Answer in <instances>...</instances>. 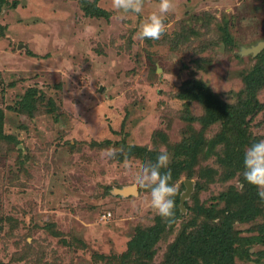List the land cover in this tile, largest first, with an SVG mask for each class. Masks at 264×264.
I'll return each instance as SVG.
<instances>
[{"label":"rangeland","instance_id":"1","mask_svg":"<svg viewBox=\"0 0 264 264\" xmlns=\"http://www.w3.org/2000/svg\"><path fill=\"white\" fill-rule=\"evenodd\" d=\"M93 2L21 0L0 14V264H134L130 241L158 223L164 228L150 264H164L184 229L219 222L226 204L218 196L241 189L217 158L223 126H204L202 103L180 93L195 79L224 102H237L243 75L264 51L244 52L264 41V0H173L159 40L137 36L159 0H145L142 13L123 19L112 0H98L106 17L87 16ZM34 89L30 115L19 107ZM259 99L263 108L250 120L258 141L264 87ZM199 137L205 145L191 162L187 148ZM104 149L116 155L103 157ZM162 149L169 169L190 161L171 180L182 214L174 225L151 207L150 189L118 192L136 185L134 174ZM197 206L217 211L208 217ZM263 224L264 214L233 228L243 239L258 236ZM263 252L264 243L244 242L236 264H264Z\"/></svg>","mask_w":264,"mask_h":264},{"label":"trees","instance_id":"2","mask_svg":"<svg viewBox=\"0 0 264 264\" xmlns=\"http://www.w3.org/2000/svg\"><path fill=\"white\" fill-rule=\"evenodd\" d=\"M21 4V0H0V14L6 6L16 9ZM84 12L87 16L106 17L108 12L98 7V0H94L91 6H86ZM5 26L0 23V37L4 35ZM259 61L244 76V89L241 97L237 102L228 104L221 100L216 93H213L208 85L201 80H191L183 87L184 92L181 96L187 100H198L205 108V115L201 118L204 126L208 127L214 123L220 122L223 126L225 147L218 154V160L224 167L226 178L239 177L241 189L230 187L222 192L218 198L225 201L226 208L222 211L219 222L215 219L203 221L194 231H182L178 243L171 245L170 251L166 258L167 263L164 264H236V256L240 255L241 244L264 243V224L260 226V234L255 237H244L240 239L235 234L233 223L237 221L248 222L255 219L258 215L264 214V200L258 196L256 187L249 185L243 178V156L245 150L255 142L257 137L252 136L250 132V120L258 114L263 104L259 99V94L264 87V51L258 56ZM1 78V75H0ZM37 90L34 89L29 93L28 98L23 104H20L21 110H27L28 114L33 115L35 108V98ZM52 111V110H51ZM4 114L0 109V135L3 136ZM218 140H213V144H217ZM205 145L204 137L196 140L190 139L191 150L190 160L197 157L199 147ZM156 154L150 153L151 163H155ZM188 160L176 161L172 165V180L177 179L180 173L187 168ZM190 163V161H188ZM209 172V171H208ZM217 171L210 170V178L213 180ZM171 183V182H170ZM179 194L176 193L173 198L176 203V220L174 225L182 218L180 212ZM199 213H205L208 217H212L217 209L202 210L197 206ZM162 223H158L156 227L143 229L134 237L129 244V254L136 256L132 263L134 264H150L156 251L153 248L161 237L163 232ZM188 228V227H187ZM240 240L241 243L239 242ZM239 242V243H238ZM238 243V244H236ZM240 246V247H239ZM133 250V251H132ZM249 254V252H248ZM264 256V252L262 253ZM200 259H204L202 262Z\"/></svg>","mask_w":264,"mask_h":264},{"label":"clouds","instance_id":"3","mask_svg":"<svg viewBox=\"0 0 264 264\" xmlns=\"http://www.w3.org/2000/svg\"><path fill=\"white\" fill-rule=\"evenodd\" d=\"M112 6L116 9L121 19L129 13H142L145 0H112ZM158 12L151 13L140 25L137 33L139 39L159 40L166 32L164 17L173 11V0H159ZM87 31V29H86ZM101 155L113 158L115 149H104ZM170 154L162 149L156 157L155 163L144 164L135 174L134 181L138 188L150 189V205L168 223L176 220V203L173 199L177 193L175 184L170 183L172 173L169 169ZM243 178L251 186L258 190V196L264 200V140L250 145L243 156ZM243 185H241L242 187Z\"/></svg>","mask_w":264,"mask_h":264},{"label":"water","instance_id":"4","mask_svg":"<svg viewBox=\"0 0 264 264\" xmlns=\"http://www.w3.org/2000/svg\"><path fill=\"white\" fill-rule=\"evenodd\" d=\"M264 49V41L259 42L258 44L251 46L249 48H245L244 52L245 53H253L254 55L259 54L262 50ZM188 184V187H190L191 182L187 181L186 182ZM118 192L122 195H130V194H134L137 193V186L133 185L130 187H125L123 189H119ZM183 199V198H182ZM184 200V199H183Z\"/></svg>","mask_w":264,"mask_h":264}]
</instances>
